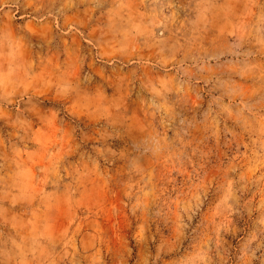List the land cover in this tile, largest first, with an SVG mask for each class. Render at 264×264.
<instances>
[{"label":"rangeland","instance_id":"obj_1","mask_svg":"<svg viewBox=\"0 0 264 264\" xmlns=\"http://www.w3.org/2000/svg\"><path fill=\"white\" fill-rule=\"evenodd\" d=\"M0 264H264V0H0Z\"/></svg>","mask_w":264,"mask_h":264}]
</instances>
